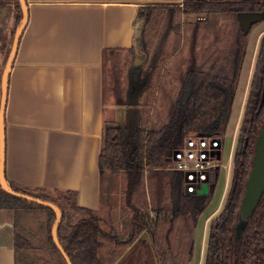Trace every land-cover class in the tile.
Here are the masks:
<instances>
[{
    "label": "trees",
    "instance_id": "trees-1",
    "mask_svg": "<svg viewBox=\"0 0 264 264\" xmlns=\"http://www.w3.org/2000/svg\"><path fill=\"white\" fill-rule=\"evenodd\" d=\"M5 3L7 0H0V5ZM15 7L14 37L24 22L22 1L16 0ZM243 11L260 13L264 19V0H183L181 5L148 6L147 13L137 14L135 26L143 47V34L151 31L152 25L157 26L163 18L166 25L150 59L145 57L148 60L132 73L138 91L136 102L128 104L133 106L129 120L124 125L118 120L104 123L99 156L100 207H81L76 192L70 190H55L57 195L53 196L46 188L7 180L13 190L9 191L0 178V208L16 211L15 264H69L65 254L72 264H115L145 230L151 235L160 264L191 262L194 231L213 197V189L207 194L185 192L181 174L167 169V165L186 137H219L226 130L250 32L244 34L240 27L238 14ZM177 12L219 14L224 24L216 19L203 24L199 17L191 28L186 54L174 66L164 68L170 57L165 39L177 27ZM10 54L11 49L4 70ZM146 63L148 69H144ZM153 72L164 80L156 81ZM169 78L177 83L176 93L168 97L159 122L150 121L157 90L166 88ZM263 123L264 33L233 155L231 186L222 210L211 223L204 264H264V195L253 216L240 232L237 230L239 208ZM59 213L56 241L54 228ZM35 217L37 224L32 226L28 219L34 221Z\"/></svg>",
    "mask_w": 264,
    "mask_h": 264
},
{
    "label": "crops",
    "instance_id": "crops-1",
    "mask_svg": "<svg viewBox=\"0 0 264 264\" xmlns=\"http://www.w3.org/2000/svg\"><path fill=\"white\" fill-rule=\"evenodd\" d=\"M25 2L28 19L7 85L5 177L32 188L74 191L81 207L99 209L104 123L114 111L121 122L120 104L110 98L126 90L123 71L111 78L106 66L116 70L137 60V14L183 0ZM15 25V2L7 0L0 5V60L12 51ZM16 220L13 208H0V264H15ZM131 252L145 254L139 264H160L149 231L115 264H129Z\"/></svg>",
    "mask_w": 264,
    "mask_h": 264
},
{
    "label": "rangeland",
    "instance_id": "rangeland-1",
    "mask_svg": "<svg viewBox=\"0 0 264 264\" xmlns=\"http://www.w3.org/2000/svg\"><path fill=\"white\" fill-rule=\"evenodd\" d=\"M13 1L16 2V0H13ZM161 12L165 13V15L167 14L166 11H161ZM199 17L203 18V20L201 21L203 24L208 19L210 21L216 19L220 21V24H224V21L222 20V17L219 14H214V13L211 14V13H206V12H202L198 14L182 13V12L175 13L174 18H175L177 27L174 30H171L167 34L166 39H165L167 43L165 50L169 54L170 57L167 59L166 63L164 64L163 66L164 68L174 66L176 60L182 54L184 53L186 54L187 40L192 37L191 28L192 26H194V24L196 23L197 19H199ZM165 25H166V18L165 19L163 18L162 22H160L157 25L158 27L156 25H152V30L151 31L148 30L147 34H143L142 42L145 43L147 49L149 50L148 54L150 55L148 56L147 51H145L146 47L145 46L143 47V43L141 42L142 45L138 43L137 52L135 53L137 60L139 61L143 60L142 62H144L146 58L150 59L151 52L154 46L156 45V43L159 41V38L162 36ZM156 28L157 30L154 33ZM263 29H264V19L253 24L247 36V52L244 58V63H243V67L241 70L239 83H238L236 92L234 94L233 100H232L229 121H228L226 130L223 132L222 135H219L220 141H221L220 157H219L220 166L218 167V176L216 180L214 182H211L210 184V188L213 189V197L210 203L208 204V206L202 212L199 218V221H198V225L194 231V240H195L194 255H193V259L188 264H204L205 263L206 253H207V242H208V236H209V230L211 227V223L219 215L220 211L222 210L225 204L227 195H228V191L231 186V178H232V170H233V155H234V151H235V147L237 143L238 132H239V128H240L243 113H244V107H245V103L247 100V95L249 92V86L251 83L252 74L254 72V67H255L257 55L259 52L261 36L264 33V31L261 33ZM202 34L203 33L201 31L200 37L202 36ZM146 36L147 37L150 36V38L147 39ZM205 41L207 42L208 39H206ZM10 49L11 47L8 49V53L6 54V57L4 56V58L0 60V99L2 95L1 94L2 75H3V71H5L4 67H5ZM129 61L130 62L125 67L123 68L119 67V69L116 68V70H114L113 65L106 66L107 75L109 77L115 78L116 73L119 75L121 71H123V75L125 76L126 90L123 92H120L119 94H116L118 99L116 98L115 94H112L113 97L111 96L110 98L111 99L110 101L114 106L115 105L117 106L118 103L120 104V107H119L120 119H122L121 124L123 125L126 124L127 121L129 120L128 113L133 107L130 105L128 106L130 102L132 90H133V87L129 85L128 76H127L128 72L130 71L128 70V68H130V66L133 64L132 62L133 59H130ZM144 69H148L147 63L145 64ZM153 74H154L153 78L156 81L159 80L161 82L164 80V77H159L158 79L157 72H153ZM160 74H162V69H161ZM137 78L138 80H141L142 77L138 75ZM167 81H168L167 84H165L166 88H163V89L159 88V90H157L155 100L149 112L150 121L159 122V117L163 116L166 110L168 97H170L172 93L173 94L176 93L177 83H175L170 78L167 79ZM137 105L135 104V106ZM115 113L116 112L114 111L111 117L115 118L116 116ZM114 118L112 120H114ZM190 136H195V135H190ZM170 168L172 169L171 162L169 165H167V169H170ZM181 183L182 185L185 184L184 180L182 181V178H181ZM121 184L123 185L124 182L122 181ZM50 194L53 196L57 195L54 192H51ZM153 215L154 213H151V216ZM40 216H42L43 218V215L41 213H40ZM40 216L38 218H41ZM28 220L30 221L32 226L33 225L35 226L37 224L36 217L34 218V221H31L30 219ZM142 257H145L144 253L138 254V253L131 252L127 256L129 260V264H139V262L142 261L140 260L142 259Z\"/></svg>",
    "mask_w": 264,
    "mask_h": 264
},
{
    "label": "water",
    "instance_id": "water-1",
    "mask_svg": "<svg viewBox=\"0 0 264 264\" xmlns=\"http://www.w3.org/2000/svg\"><path fill=\"white\" fill-rule=\"evenodd\" d=\"M21 1H22L23 12H24V22L16 34L14 44L12 47V51H11L9 60L7 62L4 74H3L2 98H1V104H0V178H1V181L4 187L8 189L9 191H13V190L10 188L7 182V179L5 177L4 118H5V110H6V104H7V85H8L9 72L15 60L17 46H18L22 31L28 19L26 2L25 0H21ZM262 19H263V15L257 12L243 11L238 14L239 24L244 34H248L252 25L261 21ZM142 61L136 60L129 68L130 70L129 78H130V82L133 87L132 94L130 97V101L132 103L135 102L136 94L138 91V84L133 79L132 73L134 69ZM210 180L211 182H214L215 180L214 174L211 175ZM209 191H210V185L208 183H204L202 188L199 190V193L207 194L209 193ZM263 195H264V123L262 124V127L257 137L256 150L253 156V165L250 169L249 176L246 180L245 193L243 195L242 202L239 208L240 221L237 224L238 232H240L244 224L253 216L254 211L257 205L259 204L260 200L262 199ZM23 196L29 197L27 195H23ZM60 220H61V214L59 213V219L54 228V236H55L56 241H57V229H58ZM65 257L67 258L69 264H72L67 254H65ZM216 264H219V263L216 262Z\"/></svg>",
    "mask_w": 264,
    "mask_h": 264
},
{
    "label": "built area",
    "instance_id": "built-area-1",
    "mask_svg": "<svg viewBox=\"0 0 264 264\" xmlns=\"http://www.w3.org/2000/svg\"><path fill=\"white\" fill-rule=\"evenodd\" d=\"M221 141L218 136L195 135L186 137L172 153V169L181 174L187 193H199L204 183L211 184L220 166Z\"/></svg>",
    "mask_w": 264,
    "mask_h": 264
}]
</instances>
